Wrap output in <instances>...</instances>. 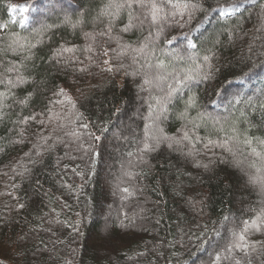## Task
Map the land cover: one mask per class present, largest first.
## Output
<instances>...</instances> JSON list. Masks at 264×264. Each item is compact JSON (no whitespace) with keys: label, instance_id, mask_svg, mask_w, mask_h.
I'll return each instance as SVG.
<instances>
[{"label":"trees","instance_id":"16d2710c","mask_svg":"<svg viewBox=\"0 0 264 264\" xmlns=\"http://www.w3.org/2000/svg\"><path fill=\"white\" fill-rule=\"evenodd\" d=\"M262 140L264 0H0V264H264Z\"/></svg>","mask_w":264,"mask_h":264},{"label":"rangeland","instance_id":"374dc122","mask_svg":"<svg viewBox=\"0 0 264 264\" xmlns=\"http://www.w3.org/2000/svg\"><path fill=\"white\" fill-rule=\"evenodd\" d=\"M165 54H168V51H165ZM159 85V84H158ZM143 98V97H142ZM173 101H174V99H176L177 97H176V95H173ZM164 110V109H163ZM163 114H164V111H162V109H161V112L159 111L158 112V116L159 117H163ZM139 115H140V111H139V107H137V109H136V111L132 114V119H135V120H137L138 118H139ZM219 118V116L218 115H214V119H218ZM123 129L120 127L117 131H116V135L118 134L119 135V133L122 131ZM109 160H110V158H109ZM108 159L107 160H105V163H104V166H103V168H104V170L107 172V174L111 171V163H110V161H109ZM123 161L121 160V158L118 156V157H116V164H117V166L120 168V169H125V168H129L130 170H131V165H132V163L130 162V163H127L126 165H125V163H122ZM129 170V171H130ZM247 171V170H246ZM244 169L241 171V173H248L247 174V178H248V180H249V178L251 179V178H253V175L251 174V173H249V171H247L246 172ZM128 176H129V173H124V175H123V177L121 178L122 180L121 181H123V180H125V179H127L128 178ZM108 181H110L111 182V180H108ZM121 181H118L117 182V184H116V182H115V184H114V189H115V191H117V188L119 187V185H120V183H121ZM250 181V180H249ZM107 190L110 192V187L109 186H107ZM122 200L124 201V203H127V201L129 200L128 198H124V197H122ZM115 216V213H114V210H113V208L110 206L109 207V210H106V211H104L103 212V219H104V221L105 220H107V219H111V218H113Z\"/></svg>","mask_w":264,"mask_h":264},{"label":"snow or ice","instance_id":"6c2138e0","mask_svg":"<svg viewBox=\"0 0 264 264\" xmlns=\"http://www.w3.org/2000/svg\"><path fill=\"white\" fill-rule=\"evenodd\" d=\"M156 6L155 5H153V8H155ZM15 10V9H14ZM20 11H22V12H28L29 11V8L27 7V6H23V7H21L20 8ZM156 19V16H155V14H153V20H155ZM260 143L261 144H264V140H262V141H260ZM253 151H255V150H253ZM240 240H243V236H240Z\"/></svg>","mask_w":264,"mask_h":264}]
</instances>
